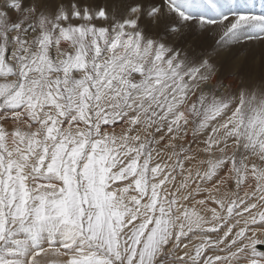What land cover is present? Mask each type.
Wrapping results in <instances>:
<instances>
[{
	"label": "snow or ice",
	"instance_id": "obj_1",
	"mask_svg": "<svg viewBox=\"0 0 264 264\" xmlns=\"http://www.w3.org/2000/svg\"><path fill=\"white\" fill-rule=\"evenodd\" d=\"M0 0V264H264V5Z\"/></svg>",
	"mask_w": 264,
	"mask_h": 264
},
{
	"label": "water",
	"instance_id": "obj_2",
	"mask_svg": "<svg viewBox=\"0 0 264 264\" xmlns=\"http://www.w3.org/2000/svg\"><path fill=\"white\" fill-rule=\"evenodd\" d=\"M259 250L264 251V246H258Z\"/></svg>",
	"mask_w": 264,
	"mask_h": 264
},
{
	"label": "bare ground",
	"instance_id": "obj_3",
	"mask_svg": "<svg viewBox=\"0 0 264 264\" xmlns=\"http://www.w3.org/2000/svg\"><path fill=\"white\" fill-rule=\"evenodd\" d=\"M258 246H264V244H261V245H258ZM260 251H262V250H260ZM262 252H264V251H262Z\"/></svg>",
	"mask_w": 264,
	"mask_h": 264
}]
</instances>
